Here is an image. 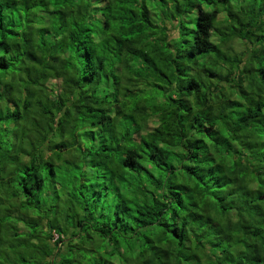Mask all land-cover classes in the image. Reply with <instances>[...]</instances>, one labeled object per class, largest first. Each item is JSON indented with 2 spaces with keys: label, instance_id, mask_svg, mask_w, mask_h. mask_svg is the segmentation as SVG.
<instances>
[{
  "label": "clouds",
  "instance_id": "clouds-1",
  "mask_svg": "<svg viewBox=\"0 0 264 264\" xmlns=\"http://www.w3.org/2000/svg\"><path fill=\"white\" fill-rule=\"evenodd\" d=\"M208 3L0 0V264H264V0Z\"/></svg>",
  "mask_w": 264,
  "mask_h": 264
},
{
  "label": "trees",
  "instance_id": "trees-1",
  "mask_svg": "<svg viewBox=\"0 0 264 264\" xmlns=\"http://www.w3.org/2000/svg\"><path fill=\"white\" fill-rule=\"evenodd\" d=\"M56 2H57V0H53V3H56ZM202 2L204 4H207L209 8L213 7L210 3H208V0H202ZM213 11H214V9H213ZM196 28L198 29L199 25H197ZM0 32H2V29H0ZM6 35H7L8 38H11L13 36V31H12L11 28L8 30ZM136 35H137V33L130 32V33H127L126 35H124L122 37V39L131 40V39H134L136 37ZM255 111H258V109L253 110L252 114H254ZM218 123H222V122H218ZM207 127L208 126L205 125V128H207ZM222 135H223V138L225 140H229V138H230V133L229 132H227V131L222 132ZM200 137L202 138L203 145L207 146V150L209 151V153L213 156V158L215 160L222 161L225 164H229V165H232L234 167V160L232 159L231 149L228 146V144L220 143V142H218V140H214L212 138V136L209 135L208 131H206V130H202L201 131ZM147 146H148V144H147V142H145V147H147ZM167 150H168L167 147L161 148V151H167ZM203 150H204L203 148H198L197 152L203 151ZM137 155L139 156V154H137ZM211 163H212V161H210V160L209 161H205L200 166L201 167H206V166H208ZM184 174H185L186 177H190L192 180H194L197 185H199L202 189H204L206 191V185H204L203 181L200 179L199 176H196L192 172H189L187 170V168L185 169ZM28 175H29L28 173H25V179L28 177ZM129 179L132 180L134 178H129ZM255 183L258 185V187L255 189V191L264 192V181L260 180L259 176H256ZM125 186H127V185H125ZM212 199L215 200L216 198L212 197ZM258 199H260L261 202L264 203V197H258ZM216 203L218 205H220V206H219V208L217 210H213L214 213L216 211H218L220 214H222L225 211V209L223 208L222 204H220L219 200H216ZM136 211H137V219L138 220H143L144 215H146V213H142L140 209H136ZM169 235L174 240L178 239L172 233H169ZM121 242L125 243L123 240Z\"/></svg>",
  "mask_w": 264,
  "mask_h": 264
}]
</instances>
